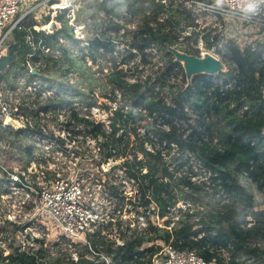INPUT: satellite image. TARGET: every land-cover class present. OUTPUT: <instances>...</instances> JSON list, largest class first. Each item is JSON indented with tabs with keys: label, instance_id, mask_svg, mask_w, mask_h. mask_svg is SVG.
I'll return each mask as SVG.
<instances>
[{
	"label": "trees",
	"instance_id": "1",
	"mask_svg": "<svg viewBox=\"0 0 264 264\" xmlns=\"http://www.w3.org/2000/svg\"><path fill=\"white\" fill-rule=\"evenodd\" d=\"M83 2L90 11L104 10L107 17L129 12L136 22L129 29V46L137 51L133 50L122 64L100 65L99 47L104 46L107 52L114 50L112 36L104 30L102 36L95 35L90 42L89 64L82 52L75 54L72 50L80 41L63 15H58L62 27L52 33L34 29L39 20L26 18L0 48V82L12 80L16 90L17 76L25 74L32 81L38 75L45 77L61 63L66 66L64 73L70 68L80 70L95 95V72L109 68L104 85L108 84L110 90L104 95L110 102L100 106L109 112L111 130L102 121L93 122V131L103 135L104 159L95 164L120 158L114 167L123 168L136 179L138 194H123L106 180L113 200L110 206L103 205L107 217L103 216L99 228L88 235L92 248L99 253L94 257H90V247L83 245L77 260L68 254L50 259L51 251L42 241L38 247L17 244L15 227L7 245L10 252L5 254L2 242L9 237L7 225L16 224L8 219L1 221L0 264H104L101 254L113 264H151L169 244L193 249L216 264H264V207L257 206L254 190L264 196V39L241 45L237 37H229L221 44L218 33L198 31L194 10L180 0ZM50 16L44 21L49 22ZM112 18L106 19L108 28L120 29L121 24ZM62 37L68 43H61L59 58L42 52V44L53 46ZM200 39L222 54L226 70L196 74L184 86L172 82L179 76L186 83L188 80L183 64L175 60L168 47L175 45L188 51V45ZM151 46L164 48L162 57L167 63L152 64L157 67L130 79L131 67L128 70L124 65L138 55L142 64L151 62L147 52ZM39 61L45 66L30 71V64ZM35 91L40 92L41 87ZM51 105H59L56 97H48L37 107L26 102L23 108L37 119L39 110ZM6 129V134L13 133L20 139L27 134L23 129ZM3 130L0 126L2 137ZM35 131L42 133V129ZM26 148L32 153V146ZM133 211L145 216L146 225L130 234L134 227L124 215ZM115 222L121 230L119 236L125 239L123 244H116L109 235L114 232Z\"/></svg>",
	"mask_w": 264,
	"mask_h": 264
},
{
	"label": "built area",
	"instance_id": "2",
	"mask_svg": "<svg viewBox=\"0 0 264 264\" xmlns=\"http://www.w3.org/2000/svg\"><path fill=\"white\" fill-rule=\"evenodd\" d=\"M180 1L192 7L197 12V15L200 12H206L215 17L226 14L247 24H264V0H222V2H206L202 0ZM32 2L34 4L31 5ZM82 3H84L83 0H0V48L15 27H21L22 21L27 17H31L30 15H33L37 8L42 5H48L51 9V15L58 16L60 14L66 17L70 30L80 41V44L76 46L74 51L76 50V52L80 53L79 50L85 49L83 50L85 59L89 64H92L89 50L92 38L95 35L100 36V31L106 30L107 36H111L113 32L105 24L97 34L90 36L85 29V23L79 22ZM110 16L111 18L115 17V19L117 17ZM121 17L131 19V14L125 12ZM196 21L199 22L198 16ZM100 23L102 22L100 21ZM33 27L38 31L44 30L47 33H52L59 26L55 28V24L51 20L49 22L39 20ZM65 42H67L66 39L60 38V42L53 46L42 44V52L50 54L53 58H59L62 52L61 43L65 44ZM30 43L34 48H37L33 40H30ZM212 48L213 51H216L215 47ZM98 50L101 56L110 57L104 46L99 47ZM151 50L156 52L154 48H151ZM207 51L215 54V52L210 50ZM207 51H201L199 55H203ZM113 52L116 53L114 50L111 53ZM121 60H117V63H120ZM104 61L112 63L105 58ZM36 65L39 67L45 66L40 61ZM29 70L35 72L32 66H30ZM100 73L99 71L98 74ZM67 75L70 82L74 83L72 79L77 78V71L70 70L67 72ZM25 76L18 77L16 90L10 88L7 92L0 93V124L13 129L27 131L23 139L28 147L29 145L33 147L31 161H34L32 162L33 164L28 162L24 167L19 166L11 170L7 168L4 170L1 166L3 174L7 177V179H4L5 181L2 180L0 182V216L3 218L2 221L7 219L16 223L22 221L20 219V216L23 214L21 213V208V212L18 213L11 208L5 209L3 204L5 196H12L25 191L26 196L19 200L21 206L31 201L35 209L33 213L34 218L42 216L41 222L45 223L48 218L50 221L56 223L58 235L54 239L55 243H64L68 250H70L72 258L78 259L80 246L85 243L89 245L92 253L99 254L92 248L87 236L99 228L102 220V215L99 211L103 202L102 200L106 196L108 197L109 204L113 200L111 190L106 182L108 170L103 172L102 169L104 167H102V164L110 160L115 161L120 159L109 158V160L101 164V167L98 166V170L97 165L94 164L96 160L104 159L101 151L103 135L96 134L93 131V122L101 121L95 118L96 110L100 111V106L97 109L95 103L90 107L87 106V112L84 114L79 109L78 101L74 102V105L71 103H64L61 106L51 105L41 108L37 119H34L29 109L27 112L23 108L26 102L29 106H32V104L26 100L25 96H20L23 92L21 90L22 85H19L20 82L24 83L23 86L29 88L31 91H35L37 87H41V91L36 92L39 98H46L45 101L48 97L58 96V93L61 91H58L55 87V80H52L51 84L42 83V79L48 78L51 80L50 75H46L45 77L38 75L32 81H29L28 77ZM103 109L105 110L104 113L107 114V118L103 119L102 122H104V127L107 130H111L109 112L105 108ZM78 117L82 120H79ZM35 129H42V133L36 132ZM146 145L150 148L148 143ZM49 156L54 158L52 163L41 162L44 158L47 161ZM64 156L70 158L60 161L61 165L58 164L56 159ZM71 165H73L72 168H70ZM114 165L115 163L112 167ZM119 168V174L123 179L120 181H109L117 185L121 193L137 195L138 184L136 179L127 175L123 168ZM7 180L8 183H5ZM128 183H130V186H127ZM2 184H5V187ZM180 205L184 206L183 203H180ZM150 207L154 208V203H151ZM22 216H26V214L24 213ZM134 216L135 221L141 223L142 226L146 225L144 215L136 213ZM175 218H178V216L176 215ZM248 219L251 220V217L248 216ZM46 227L49 228V226ZM36 241L44 242V239L37 238ZM124 242L125 239L121 237L117 240L119 244H123ZM47 248L48 250L50 249L49 247ZM101 257L104 264H113L108 256L101 254ZM151 264H210V262L206 261L204 257L193 249H179L169 244L154 257Z\"/></svg>",
	"mask_w": 264,
	"mask_h": 264
},
{
	"label": "rangeland",
	"instance_id": "3",
	"mask_svg": "<svg viewBox=\"0 0 264 264\" xmlns=\"http://www.w3.org/2000/svg\"><path fill=\"white\" fill-rule=\"evenodd\" d=\"M218 2H222V0H217ZM34 4V2L31 3V5ZM81 11L79 13V22L81 23H85V29L87 30V32L89 33V35H93L97 34L100 30V28H102V26H104L105 24H107V18H111V16H108L105 14L104 10H97V11H90V9H88L87 4L86 3H82V7H81ZM48 15H51V9L48 5H42L41 7L37 8L34 11L33 15H30L31 17L35 16L37 17L36 19L40 20V21H44V19H46V17ZM60 15V14H59ZM194 15L199 19V27H198V31L202 32H207V33H211L212 35H215L216 33L219 34L220 36V43L224 44L225 42L228 41L229 37H237V40L240 42L241 45H245L251 42H254L257 39H264V24H247L242 22L241 20L223 14V16L221 15H217V17H215L212 14H208L206 12H200V14L194 11ZM31 17H27L28 19H30ZM65 19L66 17L63 16ZM50 20L53 21V23L55 24V28L57 26V28H61L63 25V22L58 18V16H50ZM114 20L116 21V23H120L121 27L120 29H114L112 28V32L113 34H111L112 36V43L114 44V51L116 53H111L108 52V55L110 56L109 58H107L106 56H101L100 54V58L98 60V62L100 65L102 64V62L107 63L106 61H104V58L108 61H111L112 63H117V60L122 59L121 62L123 63V61H126V59H128V55L134 50L137 51L136 48H132L131 46H129V40L131 41V32L129 31L130 28L134 27L136 25V22L132 21V18H125V17H113ZM102 23H100V21ZM136 20V19H135ZM41 26V25H39ZM102 32L100 31V36H102ZM63 38V37H62ZM64 39V38H63ZM66 44L68 43L65 42ZM175 46V45H173ZM191 46V47H190ZM190 47V48H189ZM76 48V45L73 46L72 50L74 51V49ZM78 48V47H77ZM151 48L156 49V52L154 50H151ZM151 48H147V52L148 57L151 58V62L147 63V64H142L141 63V57L140 55L136 56L135 58H133L130 63H127L126 65H124V68H127L128 70L131 67V70H129V78L130 79H135V77L137 75H142L147 71H150L151 68H155L152 67V64H160L162 66H164L167 63V60L164 59L162 57V55L164 54V48L160 49L157 47H151ZM85 50V49H83ZM83 50H79L80 52L83 53ZM184 50V49H182ZM210 50L212 52H215V54L219 57H222V54L219 53V51H213V48H209L206 46L205 42L203 41V39H200L199 41H192L189 45H188V51L189 53H193V54H200L201 51H207ZM107 52V50H106ZM75 54H79V52H76V50L74 51ZM84 55V54H83ZM85 57V56H84ZM120 62V64H122ZM111 63V64H112ZM98 64V65H99ZM139 64L138 67H136ZM110 65V64H108ZM106 65V67L108 66ZM34 68V70L36 71V69L38 68V66L35 65H30ZM103 66V65H102ZM123 66V65H121ZM66 66H64L63 64L59 63V65L57 66V68H53V70L48 71V75H50L49 77L52 78L51 80H49L48 78L46 79H42V83L46 82L48 84L52 83V80L56 81V88L58 91H61L60 93H58V96H56L57 99V103L61 106L64 103H71L72 105H74V102L78 101L79 102V109L82 110V112L85 114L87 112L86 107L87 106H92L94 103L97 107H99L100 105H102V103H109V97H105L104 93L106 92V90H110L108 84L104 85V82H107V78H108V74L106 76L107 71H102L99 70L101 73L98 74L99 71L95 72V75L97 76L95 79V95H93V93L91 92L90 88L87 86L88 80L84 79L83 74L80 72V70L78 69H74V68H70V70H74L77 71V78H74V80L72 79V81L74 83L70 82V79L68 78V75L66 76L67 72L64 73V68ZM97 68V67H95ZM137 68H140V71L137 70ZM105 70H109V68H106ZM29 73L28 71L26 72V74ZM51 73V74H50ZM133 73V74H132ZM13 76V75H12ZM19 76H25V74H21ZM15 79V84L16 87L18 85L17 83V79L18 77ZM27 76V75H26ZM25 76V77H26ZM94 79V78H93ZM79 80V81H78ZM188 80V79H187ZM177 82L181 85L184 86V84H189L190 82L186 80H183L181 76H179L176 80H172V82ZM216 82H221V79L219 78H215ZM13 81L11 80V83ZM25 82V80H24ZM11 83L7 82V80H2L0 82V93H5L7 92L10 88H12ZM19 85L21 86V90L23 91L20 96H25L26 100L31 103L32 105H39V104H43L45 102L46 98H39L36 97L37 92L36 91H31L29 90V88L23 86L24 83H21ZM14 87V85H13ZM82 90H80V89ZM5 90V91H3ZM169 95L167 94V99L170 100V97H168ZM113 103V101H112ZM115 104V103H113ZM100 111L96 110V115L95 118L96 120H103L105 118H107V114L104 113V109L101 108L100 106ZM0 126L4 129L2 131V133L6 132V126H3L0 124ZM0 155H1V159H0V167L2 166L5 170V168L7 169H14L16 167L19 166H25L28 162H31V164H33L32 162L34 160L31 161V158L33 157L31 153H28V150L26 147H28L25 144V141L23 139V137L20 139L19 137L17 138L16 135H14L13 133H5L4 136L2 137L0 135ZM30 146V145H29ZM42 152V151H41ZM100 155V154H99ZM70 157L68 156H64L61 157L60 159H56V162H58V164L61 165L62 160H66ZM54 160V158L52 156H49V159L44 158L41 162H51ZM121 160H115L112 161L110 160L109 162H106L104 164H102V167H104L103 172L107 171L106 174V180H117L120 181L123 179L122 176H120L119 174V170L120 168L118 166L116 167H112V165L115 163L118 164ZM69 163V161H68ZM95 164V163H94ZM97 165V164H96ZM95 165V168H96ZM101 167V165H97V170L98 168ZM2 167L0 168V182L7 177L3 174V170ZM73 165H71L70 168H72ZM66 170V169H65ZM8 183V180L5 182ZM88 183V182H86ZM127 185V184H126ZM3 187H5V184H2ZM127 186H130V183H128ZM133 189V188H132ZM257 195V202L259 203V205H257L258 207H264V196L262 193H259L256 189H254ZM26 196L25 191H21L19 194H14L12 196H5L4 197V204L3 206L5 207V209H14L16 210L18 213L21 212L20 208L22 210L21 213H23L22 215H24V213L26 214V216H20V219L22 220L21 222H15L16 226H13L12 224L7 225L8 227V233H9V237L8 240H5L2 242V246L5 248L4 253L8 254L10 252L9 247H7L8 243L10 240L13 239L14 233L12 230H14V227L17 229L16 232V243L17 244H23L24 247H31V245H35L33 247H38L41 245L42 242H37V238L39 239H44V246L49 247L50 249V259H52L53 257H59L62 254H68L69 257L72 258V255L70 254V250H68V248L65 246L64 243L58 244L55 243V237L58 235V228L56 227V223L53 221H50L48 218L46 219V222H41L42 216H38V218H34L33 213L35 212L34 209V204L30 201L27 202L25 205L21 206L19 200L23 199ZM131 196V195H128ZM134 197V195H133ZM103 202L101 203V207L99 209L101 215H102V220L103 221V216L107 217L106 213L107 211H105V209H103V205H108L109 201H108V197L106 196L103 200ZM109 210V207H108ZM134 214H136V212H131L130 214H125L124 217L125 219L128 218L131 220V226L134 227V229L132 228L131 230H129L130 234H133V230H140L142 229V225L141 223H139L138 221H135V217ZM131 217V218H129ZM34 219V220H33ZM153 219H157L156 217H153ZM3 220V218L0 216V222ZM115 221V220H114ZM101 224V223H100ZM46 226H49L46 227ZM100 226V225H99ZM114 232H110L109 235L110 237H112L113 239H115L116 244L118 238L120 237V232L121 230L118 228V226L114 225ZM105 232V231H104ZM107 232V231H106ZM30 237V238H28ZM88 237V236H87ZM89 241V238H88ZM31 242V244L29 245V243ZM83 245H88L87 243L83 244ZM83 245H81L80 247H82ZM89 246V245H88ZM94 253H91L90 257H94ZM104 255V254H103ZM65 257V256H64ZM68 256H66L67 259H69ZM74 259V258H72ZM247 260V259H246ZM210 264H216L214 262H210ZM241 264H249L248 261H245Z\"/></svg>",
	"mask_w": 264,
	"mask_h": 264
},
{
	"label": "water",
	"instance_id": "4",
	"mask_svg": "<svg viewBox=\"0 0 264 264\" xmlns=\"http://www.w3.org/2000/svg\"><path fill=\"white\" fill-rule=\"evenodd\" d=\"M168 50L175 56V60L183 64L189 82L196 74H217L221 71H225L227 67L221 57L209 51L205 52L203 55H199L186 52L173 45H170Z\"/></svg>",
	"mask_w": 264,
	"mask_h": 264
},
{
	"label": "crops",
	"instance_id": "5",
	"mask_svg": "<svg viewBox=\"0 0 264 264\" xmlns=\"http://www.w3.org/2000/svg\"><path fill=\"white\" fill-rule=\"evenodd\" d=\"M214 1H217V0H214Z\"/></svg>",
	"mask_w": 264,
	"mask_h": 264
}]
</instances>
